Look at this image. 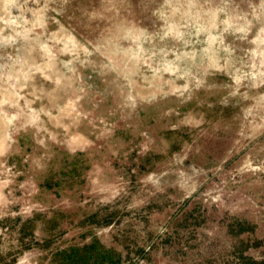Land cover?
Segmentation results:
<instances>
[{
	"label": "rangeland",
	"instance_id": "1",
	"mask_svg": "<svg viewBox=\"0 0 264 264\" xmlns=\"http://www.w3.org/2000/svg\"><path fill=\"white\" fill-rule=\"evenodd\" d=\"M0 264H264V0H0Z\"/></svg>",
	"mask_w": 264,
	"mask_h": 264
}]
</instances>
